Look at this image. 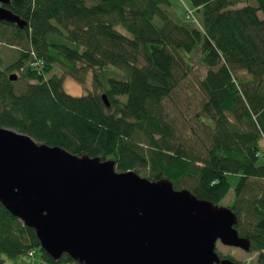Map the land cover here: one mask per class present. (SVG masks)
Segmentation results:
<instances>
[{"label": "trees", "instance_id": "trees-1", "mask_svg": "<svg viewBox=\"0 0 264 264\" xmlns=\"http://www.w3.org/2000/svg\"><path fill=\"white\" fill-rule=\"evenodd\" d=\"M189 1L195 18L170 0H8L26 24L0 19V42L17 46L0 57V126L215 203L230 193L235 227L264 264V0ZM196 53L206 69L192 107L179 87ZM65 76L90 82L73 94ZM36 247L37 264H84L52 257L0 203V264Z\"/></svg>", "mask_w": 264, "mask_h": 264}, {"label": "water", "instance_id": "water-1", "mask_svg": "<svg viewBox=\"0 0 264 264\" xmlns=\"http://www.w3.org/2000/svg\"><path fill=\"white\" fill-rule=\"evenodd\" d=\"M7 1L0 19L25 25ZM0 203L52 257L65 252L84 264H237L218 255L216 241L250 247L230 206L8 126H0Z\"/></svg>", "mask_w": 264, "mask_h": 264}, {"label": "rangeland", "instance_id": "rangeland-1", "mask_svg": "<svg viewBox=\"0 0 264 264\" xmlns=\"http://www.w3.org/2000/svg\"><path fill=\"white\" fill-rule=\"evenodd\" d=\"M171 4L178 10L179 12L184 11L185 7H189L193 9V6L189 0H170ZM246 2H253V0H246ZM17 46L16 45H10L6 44L5 42H0V57L3 63L10 61L16 53ZM192 67L191 72L188 77V79L180 85L179 89H181V96L182 97H189V101L191 102V106L195 107L201 98V93L196 90L195 87V79L199 75H202V73L205 71L206 67L203 63H201L197 59V53L192 58ZM240 74H244V72L241 70L239 72ZM90 82V76L86 77V81L84 84H80L78 81H76L74 78L70 76H65L63 79V87L66 91L73 93V94H79L85 91V87L89 85ZM183 109H186V106H182ZM189 114L192 113V109H189L187 111ZM180 122V119H179ZM179 126V125H178ZM138 173L141 174V169L137 170ZM230 199V193H228L224 198L221 199L222 204H227ZM215 250L221 253V254H231V256L238 260L239 264H254V255L255 252L253 251H246L239 247L232 246V245H226L221 243L219 240L215 243ZM41 251L38 247L35 248L34 253L32 256H28L25 254H19L14 257H9L5 254H2V257L5 259L6 262H12L16 261V264H37L40 260Z\"/></svg>", "mask_w": 264, "mask_h": 264}, {"label": "built area", "instance_id": "built-area-1", "mask_svg": "<svg viewBox=\"0 0 264 264\" xmlns=\"http://www.w3.org/2000/svg\"><path fill=\"white\" fill-rule=\"evenodd\" d=\"M186 16H191L192 18H194L190 10L187 11ZM31 252L32 251H29L28 253L31 254Z\"/></svg>", "mask_w": 264, "mask_h": 264}]
</instances>
